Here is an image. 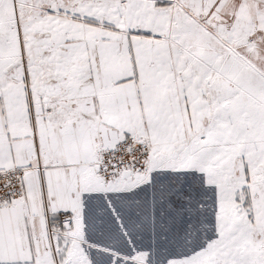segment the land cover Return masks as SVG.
I'll use <instances>...</instances> for the list:
<instances>
[{
	"label": "snow or ice",
	"instance_id": "1",
	"mask_svg": "<svg viewBox=\"0 0 264 264\" xmlns=\"http://www.w3.org/2000/svg\"><path fill=\"white\" fill-rule=\"evenodd\" d=\"M0 264H264V0H0Z\"/></svg>",
	"mask_w": 264,
	"mask_h": 264
}]
</instances>
